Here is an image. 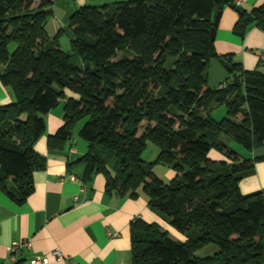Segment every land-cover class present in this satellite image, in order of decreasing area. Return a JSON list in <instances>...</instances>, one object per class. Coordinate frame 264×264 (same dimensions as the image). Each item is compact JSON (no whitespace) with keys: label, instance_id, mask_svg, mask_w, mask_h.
<instances>
[{"label":"trees","instance_id":"obj_1","mask_svg":"<svg viewBox=\"0 0 264 264\" xmlns=\"http://www.w3.org/2000/svg\"><path fill=\"white\" fill-rule=\"evenodd\" d=\"M53 3L0 0V84L13 96L0 105V189L19 202L34 190V172L46 166L35 143L46 133L45 116L66 99L49 147L64 149L86 119L84 179L103 173L106 189L121 197L142 189L186 236L176 240L135 218L132 264H264V188L240 189L264 154L241 157L222 139L264 148V70L230 60L229 77L208 83L210 60L219 57L215 16L230 0L86 4L70 18L68 50L59 44L63 28L47 31ZM239 12L235 33L244 36L252 24L264 29V4ZM218 104L228 107L220 121L210 113ZM148 141L159 149L154 162L143 158ZM212 150L229 161L210 158ZM155 164L175 176L165 182ZM212 244L218 251L199 256Z\"/></svg>","mask_w":264,"mask_h":264},{"label":"crops","instance_id":"obj_2","mask_svg":"<svg viewBox=\"0 0 264 264\" xmlns=\"http://www.w3.org/2000/svg\"><path fill=\"white\" fill-rule=\"evenodd\" d=\"M108 1L113 0H54L53 15L47 23L49 35L55 36L63 28L59 44L68 50L72 36L68 24L74 11L86 4L100 5ZM235 1L230 0L225 6L217 24L214 46L219 57L210 60V86H218L229 77L228 66L221 58L228 64L230 60L241 63L248 70H264L261 62L264 60V29L252 24L244 36L234 32L240 19L239 9L249 12L264 4V0H242L241 6ZM12 100L10 91L0 84V105ZM65 100L59 104L63 108L58 105L45 116L46 133L35 143V151L45 157L46 166L34 172V190L19 202L0 189V264H13L8 259L10 247L23 240H29L32 245L24 248L18 264H32L31 259L38 255L49 257L48 262L40 264H132L131 225L137 217L160 224L176 240H185V235L149 205L142 189L137 197H121L106 189L103 173L94 174L91 180L84 179L88 165L82 157L88 151V142L80 135L82 120L64 149L49 147L48 137L64 123ZM261 154H264L263 147L254 152V156ZM209 157L229 161L217 150H212ZM157 170L155 168L156 174L165 182L175 176L168 167L162 175ZM262 188L264 161H258L255 172L240 182V189L249 193ZM55 250L62 252L65 258L54 256Z\"/></svg>","mask_w":264,"mask_h":264},{"label":"rangeland","instance_id":"obj_3","mask_svg":"<svg viewBox=\"0 0 264 264\" xmlns=\"http://www.w3.org/2000/svg\"><path fill=\"white\" fill-rule=\"evenodd\" d=\"M59 106L60 107H58V108H63L62 104ZM210 113L212 114V116L215 119L220 121L228 115V107L226 104H218V105L213 106L210 109ZM85 122H86V119L82 120L80 122V126L82 127ZM222 139L230 147L235 149L241 157H244V158H250V157L253 158L254 157L255 151L248 149L245 146H243L242 144L238 143L230 135L225 134ZM259 149L260 148H257L258 151H259ZM158 153H159V149H158L157 145L151 141H148L147 148H146L145 152L143 153V158L148 162H154L157 159ZM155 168H157L159 170V173H161V175H162L163 170L166 168V166H164L162 164H155L154 170H155ZM159 168H162V169L160 170ZM202 250L203 251H202V253H200L199 256L204 257V256L211 255V254L215 253L216 251H218V247L215 244H212V245L205 247Z\"/></svg>","mask_w":264,"mask_h":264},{"label":"built area","instance_id":"obj_4","mask_svg":"<svg viewBox=\"0 0 264 264\" xmlns=\"http://www.w3.org/2000/svg\"><path fill=\"white\" fill-rule=\"evenodd\" d=\"M238 6L243 5L242 0H236L235 1ZM262 58L264 59V53L262 54ZM225 86V85H223ZM32 243L29 240H23L19 242H15L10 247V254L8 259L13 262V264H17L19 260V256L21 255L22 251L25 247H31ZM53 255L56 256L58 259H63L65 256L62 252L59 250H55L53 252ZM49 261V257L46 255H38L31 259L32 264H40V263H46Z\"/></svg>","mask_w":264,"mask_h":264},{"label":"water","instance_id":"obj_5","mask_svg":"<svg viewBox=\"0 0 264 264\" xmlns=\"http://www.w3.org/2000/svg\"><path fill=\"white\" fill-rule=\"evenodd\" d=\"M231 6L236 7L235 4H231ZM220 16H221V12H218V13L216 14V16H215V25L218 24V21H219ZM215 33H216V29L213 28V30H212V36H213V37H215ZM221 62H223L226 66H229L228 62H226L225 59L221 58ZM236 76H237V73H234V74H233V77H236Z\"/></svg>","mask_w":264,"mask_h":264}]
</instances>
